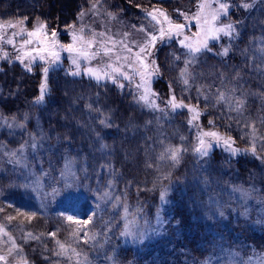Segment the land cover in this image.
<instances>
[{
	"label": "trees",
	"instance_id": "obj_1",
	"mask_svg": "<svg viewBox=\"0 0 264 264\" xmlns=\"http://www.w3.org/2000/svg\"><path fill=\"white\" fill-rule=\"evenodd\" d=\"M29 1L31 5L25 0H0V20L4 14L14 17L18 12L30 17L43 14L49 24L64 26L74 22L87 4L98 0ZM106 1L110 11L128 13L134 20L137 5L170 12L191 7L195 0ZM227 2L232 4L228 23H233L237 32L209 43L212 52L200 53L189 68L194 82L229 83L233 90L225 95L245 101L242 113L232 111L235 105L227 100L222 102L226 107L197 101L207 111L204 121L215 120L219 129L234 138L238 149L251 153L242 157L215 149L205 165L201 157L188 155L193 149V132L186 114L167 105L172 95L169 85L177 103H193L177 94L178 86L166 81L171 72L183 70L189 59L174 43L158 54L162 76L153 87L161 103L154 113L140 109L126 93L117 94L107 83L98 85L84 76L51 78L39 105L41 76L34 71L42 65L35 64L33 71H26L20 61L2 62L0 114L19 120L26 133L0 131V224L22 247L30 264H75L77 259L73 257L70 262L53 255L52 250L58 247L47 234L57 232L61 242H71L70 233L82 226L67 221L64 214L48 208L42 200L49 187L62 185L70 160L76 164L89 205L96 208L90 215L85 206L81 207L85 219L92 217L87 227L90 235L96 234L95 240L74 245L86 254L89 264H223L226 254L264 255V230L240 220L228 199L231 189L240 187L252 188L264 202V0ZM241 3L252 7L244 9ZM224 48L229 49L227 57L215 55ZM169 49L172 53H167ZM73 84L74 88L68 89ZM100 120L111 127L101 125ZM65 137H70V142ZM33 138L37 148L30 158L21 159L20 164L7 162L10 157L4 153L21 156L20 146ZM101 144L107 147L101 148ZM174 146L188 149L181 151L175 166L168 159H160L165 149ZM169 173V179L164 180ZM39 180L43 185H34ZM162 191L168 203L160 199ZM105 192L109 194L107 203L100 197ZM31 213L36 215L29 220ZM9 216L14 219L9 221ZM163 218L167 219L162 224ZM131 222L153 227L156 235L130 241L120 233ZM29 232L40 240H25Z\"/></svg>",
	"mask_w": 264,
	"mask_h": 264
},
{
	"label": "rangeland",
	"instance_id": "obj_2",
	"mask_svg": "<svg viewBox=\"0 0 264 264\" xmlns=\"http://www.w3.org/2000/svg\"><path fill=\"white\" fill-rule=\"evenodd\" d=\"M27 4H30L29 0H25ZM166 2H178L179 0H162ZM203 0H195L193 6L191 7H184L181 6L180 9L189 13V18L186 21L183 17H180L179 19L175 16V11H167L170 16L173 17V20L175 22H184L188 25V27L184 30V35L188 36L190 39L186 41V43H193L195 42L198 46L200 43L203 42V40L206 38V33L203 31V21L201 20L200 24H196L194 17V14H196L199 11V14L202 17L207 18L209 21H211V15L215 11L217 4L214 2V0H208L209 3L212 4L211 8L205 7L202 10H198L196 5L197 3H201ZM220 2L227 3L230 5L228 9L227 16H221L220 20L217 22L219 24H226L228 23V19L230 16V12L232 10V4L227 2V0H220ZM9 5V4H8ZM31 5V4H30ZM95 5V7H93ZM108 1L106 0H98L92 3H89L86 5L85 8H83L79 13L83 12L85 13L82 17L79 16V13L75 17L74 22H70L67 25L61 26V24H56L59 27V35H58V41L60 45H67L69 43H73L76 48H80L81 45L79 42H74L72 40L71 33L73 29L68 28L67 26L69 24L75 23L77 25V29L80 27H83L85 29V35L91 36L92 33H96L95 39L97 41L94 49L96 51H100L101 55L97 56L95 59H92L91 61L85 60V59H79V63L81 65V75L85 78L89 77L87 75L83 74L84 68H94V69H103L104 71H108L111 73L110 68H105L106 64L113 63L115 65V56L118 54L120 56H130L133 61H135L134 53L138 51V48L133 46V54H129L126 50H123L121 45L119 44V41L123 40L125 43H128L130 46H132V42L135 41L137 44H143L146 39L149 37L146 35V32H142L139 29L143 28L146 29L148 32L155 33L158 29V25L153 27L155 25V21H152L150 17L146 15L148 11H152L154 7L146 8L139 6L135 8V11L133 12L135 15H132L134 17L133 19H130V14L124 12H112L108 8ZM9 7V6H8ZM8 7H5V11H7ZM79 7H83V4L79 5ZM132 8V6H131ZM160 8V7H157ZM11 16L14 14L12 11H10ZM26 13H16L14 17H10V15L4 14L2 16L3 20H0V23H4L6 21H12L16 22L21 16H25ZM28 16V15H26ZM30 17V16H29ZM135 26V27H133ZM167 26V25H165ZM214 26V25H213ZM28 27L30 28L31 25L29 24ZM20 30V26H18L16 29H9L4 28L3 30H0V35L7 34V38H11L14 40L15 47L13 45L7 44L5 41L0 40V57L3 56L4 52L8 53V59H2L0 58V65L3 61H10L15 60L17 55H23L24 51H30L31 48L35 47V43L33 45H29L21 49V51L18 53L17 49L21 48L22 41L24 39H27L26 36H16L12 37L11 33L13 31L18 32ZM100 33H105L104 36H100ZM124 33H128V36H124ZM224 36L223 34H220L221 37ZM111 38V39H109ZM183 39V36H175L173 35L172 38H165L163 41H157L154 46H149L148 51L151 53V55H147L145 53H141L144 60V65H147L145 67L144 65L140 63H133V68H135L139 72L145 73V78L148 80V96L149 100L152 104L156 105L157 108H152L151 106L145 105L143 101H138V97L141 94H144V88H137V84H142L141 78L139 75L136 74V72H133L131 69L125 67L123 70L128 71L129 75L132 77L131 82L123 80V78L118 79V84L122 83L124 84V88H120L117 85H113L110 80H101L99 85L107 83V86L110 90L115 91L117 94H123L126 93L128 96H131V101L133 104L140 107V109L144 110L145 112H152L154 113L157 109L160 108V96H158L157 88L153 87V82L157 79H160L161 71L159 70V75H148V73L152 72V70L158 65L159 63V57L158 54L160 51L172 45L173 43L182 50L187 53V49L183 48L179 41ZM219 39V40H220ZM216 40V41H219ZM113 41H116L117 43L115 46L113 45ZM214 42L213 40H209L208 43ZM48 44V42H46ZM104 48H112L113 52L110 54V56L105 57L102 55ZM56 51H59L60 59L59 61L53 62L50 56L46 55V60L41 61L39 58H37L34 62L30 61L29 58L25 57L24 62L20 63V66L25 68L26 71L27 68L31 65V71L35 68V64H41L42 66L38 68L37 71H34V73L38 74L41 79V83L44 82V75L42 72V69L44 67L49 68V72L47 75V83L51 78H65V77H76L69 75L70 72L76 71L75 66L72 64V59H78L75 56V53H69L65 51L61 47H57L55 49ZM89 50V51H92ZM172 49H169L167 53H172ZM181 52V51H179ZM188 54V53H187ZM35 55V53H33ZM199 54H197V57ZM188 58L191 59V56L188 55ZM176 60V59H175ZM153 61H155V64H153ZM19 62V61H18ZM121 64H124L125 62L122 60L120 61ZM18 64V63H16ZM38 67V65H36ZM185 67V66H184ZM181 71L182 68H179L176 71L171 72L168 75V78L166 81H171L173 84L178 86L177 88V94L180 97L185 98L187 101L193 102V103H185L190 106H198V110L201 112V115L198 120L194 121V125L196 126H190V129L193 132V145L192 147H195L198 143L197 136L201 131H216L220 133L222 136H230L227 135L224 131L218 128V123H215V126L209 125L208 121H204L205 116L207 115L206 109L199 103L204 102L207 106L210 105V103H213V106H215L216 96L218 94V90L224 92L225 94L231 90L232 88L229 83H210L208 85H202L201 81L194 82V79L189 77V84L186 86L182 82L181 78ZM188 71L192 73V69L188 68ZM93 83L97 84V82L94 79H90ZM152 85V87H151ZM68 89L74 88V84L72 86H67ZM47 88V86H46ZM234 88V87H233ZM199 90V91H198ZM161 91V89H160ZM207 97V99H205ZM197 101H201L197 103ZM130 102V101H129ZM195 102V103H194ZM131 103V102H130ZM42 104V101L39 102V105ZM222 105V107H226L224 103L220 102L218 103ZM181 112L186 114V119L189 120L191 116L194 113H189L187 109L179 108ZM169 112V111H168ZM188 116V117H187ZM11 124L12 126L9 127L8 125ZM20 125H23L19 120L11 119L8 117H5L0 114V131H6L8 133L12 134H22L26 133V130L24 127H20ZM206 140H211V138L205 137ZM35 142L34 138L32 140H28L24 146L22 158L23 161H26L30 156L33 155L36 148H32L30 145L31 143ZM36 143V142H35ZM37 144V143H36ZM233 147H236V144L233 145ZM215 149H221V153H227L230 154L229 151H226L224 149V146L221 144L220 146H217L213 142V147L210 149V154ZM238 149V148H237ZM239 152L236 154V156L242 157L245 154H251L248 150L244 148H239ZM188 155L194 154V157H197L198 155L195 154L191 149L187 151ZM231 155V154H230ZM192 157V156H191ZM210 155L207 158H202L204 164L206 165L208 163ZM69 167H66L64 176L62 178V185L60 187H55L56 193L53 194V189L49 187V191L46 195V198H42L44 200L45 205L52 209L56 210L57 212L64 214L67 216H72L74 220H84L85 215L84 212L81 211V207L85 206L87 208L86 213H90V215L94 214L96 211L95 206L89 205L87 193H85V190L80 186L79 180L77 178V169L76 164L70 160L68 163ZM73 173L75 175H73ZM40 181V180H39ZM195 181V180H194ZM43 182H34V185H43ZM70 185V186H68ZM208 189V187H207ZM205 190V188H204ZM206 191V190H205ZM229 194V193H228ZM109 196V194H108ZM101 199L107 203L109 201L108 197L104 196V193L100 196ZM228 199L232 202L233 206L237 210L236 213H238V218L243 221H249V224L252 228L261 231L264 230V202L260 200V198H257L255 195V192L252 188L245 189V188H232L231 193L228 196ZM163 202L168 203L169 199L165 198ZM98 206V204H97ZM103 207V203L99 204V208ZM237 207V208H236ZM237 218V216H236ZM165 219L163 218L162 224L164 223ZM161 223V222H160ZM1 225V224H0ZM5 231L8 232L6 227L4 226ZM126 231H129L132 233V235H127L126 238L130 239V241H134L137 239L138 236L142 235L144 239L153 238L155 236V229L153 227L143 226L140 227L138 224H135L133 222L130 223V225L126 228ZM7 238L3 235V233H0V255L5 254V240ZM10 246V245H9ZM21 255L24 256L23 251L21 252ZM25 257V256H24ZM10 264H11V258H9ZM30 264V263H29ZM223 264H264V255H251L249 257H245L240 253H236L234 256H229L226 254L225 260L223 261Z\"/></svg>",
	"mask_w": 264,
	"mask_h": 264
},
{
	"label": "snow or ice",
	"instance_id": "obj_3",
	"mask_svg": "<svg viewBox=\"0 0 264 264\" xmlns=\"http://www.w3.org/2000/svg\"><path fill=\"white\" fill-rule=\"evenodd\" d=\"M214 2L217 4V7L213 14L211 15V21H209L207 18L202 17L199 14V11L194 14V19L196 21V24H200L201 20L203 21V31L206 33V38L203 40L202 43H200L198 46H193L191 43H186L190 38L186 35H184V30L188 27V25L184 22H175L173 20V17L170 16L166 9L160 7H154L152 11H148L146 15L151 18L152 21H155V27L158 25V29L155 33L148 32L146 29H139L142 32H146V35L149 37L144 41L143 44H137L135 41L132 42V46H130L128 43H125L123 40L119 41V44L121 45L123 50H126L129 54H133V46L138 48V51L134 53L135 61L130 58V56H115V65L113 63H109L105 65V68H110L111 73L108 71H104L103 69H94V68H84L83 74L87 75L89 79H94L97 84L99 85L100 81L103 80H110L113 85H117L120 88H124V84L119 83L118 79L123 78L125 81L131 82L132 77L129 75L128 71L123 70L125 67L131 69L133 72H136L137 75L140 76L142 84H137V88H144V94H141L138 97V101H143L145 105L151 106L152 108H157L156 105L152 104L149 100L148 92V80L145 78L144 72H139L135 68H133V63H140L144 65L143 56L141 53H145L147 55H151V53L148 51L149 46H154L155 43L159 41H163L165 38H172L173 35L175 36H183V39L179 41L180 45L187 49L188 55L191 56V59H188L185 61V68L181 71V78L184 85L189 84V77L191 76V73L188 71L189 66H191L193 63H195L197 59V54H200L202 52H212V47L209 46L208 41L209 40H219L220 34H223L224 36L232 37L236 32L237 29L233 23H226V24H219L217 23L220 20L221 16H227L228 9L230 7L229 4L220 2V0H214ZM95 7V5H93ZM139 7V5H137ZM198 10H202L205 7L211 8L212 4L208 2V0H203L201 3H197L196 5ZM240 7L244 9H249L252 7V4L249 3H241ZM175 16L177 19L180 17H183L186 21L189 18V13L185 12L179 8L175 9ZM85 13L81 12L79 13V16H83ZM237 24L239 21L236 22ZM31 25L29 28L28 25ZM167 25V26H165ZM214 25V26H213ZM18 26H20V30L18 32L13 31L11 33L12 37L16 36H26L27 39H24L21 44V48L17 49V52L19 53L21 49H23L26 46L33 45L35 43V47L31 48L30 51H24L23 55H17L16 59L20 61L21 63L24 62V58L27 57L30 59V61L34 62L37 58L41 61L46 60V55L50 56L53 62L59 61L60 54L59 51H56L57 47L63 48L65 51L71 53H75V56L78 59H72V64L75 66L76 71H72L69 73L71 76H79L81 75V65L79 63V59H85L91 61L92 59H95L97 56L101 55L100 51L92 50L94 49L97 41L95 39L96 33H92L91 36H86L85 29L83 27H80L77 29V25L75 23L69 24L67 27L70 29H73L71 36L72 40L74 42H79L81 47L76 48L73 43H69L67 45H60L58 41V35H59V27L53 23L49 24L48 20L43 17V14L35 17H29V16H21L16 22L12 21H6L4 23H0V30H3L4 28L9 29H16ZM135 27V26H133ZM100 36H104L105 33H100ZM124 36H128V33H124ZM7 34L0 35V40L5 41L9 45H13L15 47L14 40L11 38L6 39ZM111 39V38H109ZM48 42V44H46ZM117 42L113 41V45L115 46ZM92 50V51H89ZM113 52L112 48H104L102 55L105 57L110 56V54ZM35 53V55H33ZM215 55H219L221 57H227L229 55V49L224 48L221 52L215 53ZM2 59H8V53L4 52L3 56L0 57ZM179 59V57H177ZM124 61V64H121L120 61ZM153 64H155V61H153ZM147 67V65H144ZM28 71H31V67L29 66L27 68ZM43 75H44V82L40 85V95L37 99V103L41 102L45 98V92H46V86H47V75L49 72V68L44 67L42 69ZM148 75H159V65H156V67L152 70V72L148 73ZM239 75V73H237ZM169 89L172 92V95L167 101V105H170L171 109L175 111L179 108L187 109L189 113H194L191 118L188 120V124L190 126H196L193 122L198 120L201 112L198 110V106H190L187 105L181 100L179 103L176 102V96L174 94V89H172V86L169 85ZM199 91V90H198ZM207 99V97H205ZM228 101L229 104L235 105V107H232L231 110L235 111L237 113H242L244 109V103L245 101L243 99H229L224 92L218 90V94L216 96L217 103ZM89 107H91L89 105ZM163 111V110H161ZM101 125H105L107 127H111L110 124L107 123L106 120H100L99 121ZM209 125L215 126V120H209ZM9 127L12 125L9 124ZM20 127H23V125H20ZM252 127H255V125H252ZM205 137L211 138V140H206ZM66 141L70 142V137L64 138ZM183 139V137H182ZM198 143L195 147H193L192 151L197 154L199 157L207 158L210 155V149L213 147V142L220 146L221 144L224 146V149L226 151H229L231 155L235 156L240 150L233 147L235 144V140L231 136H222L220 133L216 131H201L197 136ZM32 148L37 147V144L35 142L31 143L30 145ZM107 147L106 145L101 144V148ZM24 145L20 146L19 152L21 156L18 157L17 152H11V153H4V155L9 156L8 163H15L20 164L22 153H23ZM188 149L181 147H169L165 149L164 153L161 154L160 159H168L172 162V165L175 166L179 164L180 162V153L181 151H187ZM149 167H152V165H148ZM66 167H69V165H66ZM47 175V173H45ZM63 176V173H61ZM73 175H75L73 173ZM170 173L163 176L164 180L169 179ZM70 186V185H68ZM111 182H109V187H111ZM56 193V190L53 189V194ZM104 196L107 197L108 193L105 192ZM119 197L116 198V200L119 202ZM160 199H165V191H162L160 193ZM114 207L116 205H113ZM0 211H3V209H0ZM124 211L127 214L128 208L127 205H124ZM36 214L31 213L28 215V219L31 220L32 217H34ZM94 215V214H93ZM222 215V213H221ZM9 221L13 220L14 217L9 216L7 217ZM66 220L69 222H73L76 224L81 225L82 227L80 229L74 230L72 233H70L71 242H61L57 238V232H50L47 235L52 237L56 245L58 247V250H52V254L55 256H64L68 261H72L73 257H76L75 264H89L86 254L77 246L74 245H87L90 243V241L95 240L96 234L92 233L90 235L88 225L92 223V217H89L84 220H74L72 216H67ZM127 228V225L125 226ZM0 233H3V235L7 238L5 240V254L0 255V264H10L9 258H11V264H29V261L26 257L21 255V252L23 251L22 247L18 245L15 242V238L11 236L8 232L5 231V228L3 225H0ZM121 236H127L132 235L129 231H122L120 233ZM40 236L34 235L33 233L29 232L25 236V240L31 239V240H40ZM138 239H142V235L137 237ZM10 245V246H9ZM84 257L83 260L79 259L80 257ZM47 259V257H46Z\"/></svg>",
	"mask_w": 264,
	"mask_h": 264
}]
</instances>
